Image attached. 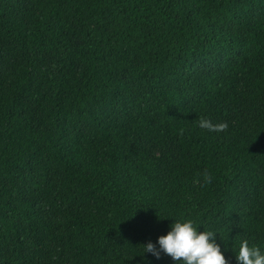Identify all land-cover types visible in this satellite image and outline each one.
Wrapping results in <instances>:
<instances>
[{
	"label": "trees",
	"instance_id": "16d2710c",
	"mask_svg": "<svg viewBox=\"0 0 264 264\" xmlns=\"http://www.w3.org/2000/svg\"><path fill=\"white\" fill-rule=\"evenodd\" d=\"M181 218L264 251V0H0V264H175Z\"/></svg>",
	"mask_w": 264,
	"mask_h": 264
},
{
	"label": "clouds",
	"instance_id": "9594fccd",
	"mask_svg": "<svg viewBox=\"0 0 264 264\" xmlns=\"http://www.w3.org/2000/svg\"><path fill=\"white\" fill-rule=\"evenodd\" d=\"M198 127L210 132H222L228 125L226 122L213 123L206 118H198ZM211 174L205 170L199 181L201 186L212 183ZM169 231L161 235L153 243L143 245V254L150 253L159 259L161 253L171 257L175 264H228L221 245L216 241V233L205 229L198 231L192 219H174ZM143 256V255H142ZM237 264H264V251L256 245H249L246 239L239 243L235 252Z\"/></svg>",
	"mask_w": 264,
	"mask_h": 264
},
{
	"label": "rangeland",
	"instance_id": "374dc122",
	"mask_svg": "<svg viewBox=\"0 0 264 264\" xmlns=\"http://www.w3.org/2000/svg\"><path fill=\"white\" fill-rule=\"evenodd\" d=\"M235 123L237 122V119H232ZM174 145L171 143L170 145H168L166 148L163 149H159V148H155V152L158 155L161 156H170L174 153Z\"/></svg>",
	"mask_w": 264,
	"mask_h": 264
}]
</instances>
